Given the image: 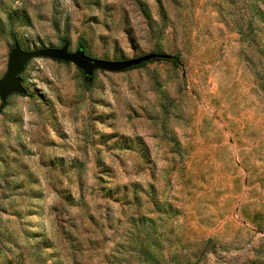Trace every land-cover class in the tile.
<instances>
[{"label": "rangeland", "instance_id": "rangeland-1", "mask_svg": "<svg viewBox=\"0 0 264 264\" xmlns=\"http://www.w3.org/2000/svg\"><path fill=\"white\" fill-rule=\"evenodd\" d=\"M14 40L146 61L0 99V264H264V0H0Z\"/></svg>", "mask_w": 264, "mask_h": 264}, {"label": "water", "instance_id": "water-1", "mask_svg": "<svg viewBox=\"0 0 264 264\" xmlns=\"http://www.w3.org/2000/svg\"><path fill=\"white\" fill-rule=\"evenodd\" d=\"M36 57H45L53 60L73 63L82 70L86 77H90L97 69L119 70L141 60L129 59L121 62H108L102 59L90 57L82 49L70 51L68 44L61 47H42L31 50L21 48L17 40L8 55L6 71L0 77V99L2 104L6 102L7 96L13 93L26 94V88L22 84L20 73L23 71L27 62Z\"/></svg>", "mask_w": 264, "mask_h": 264}, {"label": "trees", "instance_id": "trees-1", "mask_svg": "<svg viewBox=\"0 0 264 264\" xmlns=\"http://www.w3.org/2000/svg\"><path fill=\"white\" fill-rule=\"evenodd\" d=\"M145 57H147V56H145ZM133 59H138V58H133ZM140 59H143V58H141L140 57ZM174 59H176V56H174ZM145 61L146 60H139V61H137V62H134V63H132V64H130V65H128V66H126L125 68H129V67H136V66H140V65H143V64H145ZM261 89H262V91H263V93H264V86H261ZM140 246H142V242H141V245ZM140 251H142V248H140Z\"/></svg>", "mask_w": 264, "mask_h": 264}]
</instances>
